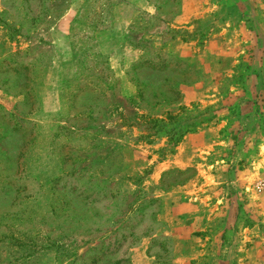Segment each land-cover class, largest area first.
I'll return each instance as SVG.
<instances>
[{
  "label": "rangeland",
  "instance_id": "rangeland-1",
  "mask_svg": "<svg viewBox=\"0 0 264 264\" xmlns=\"http://www.w3.org/2000/svg\"><path fill=\"white\" fill-rule=\"evenodd\" d=\"M165 55L197 79L141 101ZM3 112L0 264H264V0H0Z\"/></svg>",
  "mask_w": 264,
  "mask_h": 264
},
{
  "label": "trees",
  "instance_id": "trees-1",
  "mask_svg": "<svg viewBox=\"0 0 264 264\" xmlns=\"http://www.w3.org/2000/svg\"><path fill=\"white\" fill-rule=\"evenodd\" d=\"M177 61H179L178 57L165 55V58L158 57L157 61H152L150 59L140 60L132 66L133 69L137 70L136 76L132 79L135 81L138 87L137 95L141 101L150 103L152 100L151 104L153 105H156L161 101H167L170 103L177 102V99L180 97L177 84L183 82H194L197 79L198 73L194 66H187L188 68L182 69V60L181 62ZM140 71L144 72V74L140 73ZM171 76H175L176 78L169 80ZM152 77L157 78L152 79ZM179 109L180 114H167L166 117L169 119L168 122H166L164 119L152 120V128H154L155 134L160 135L163 133L168 136L170 141L176 142L183 134V131H186L188 128L195 127L202 123L201 119L199 121H193L198 115H201V113L190 117L186 114L188 113L189 109L183 106H181ZM183 113H185V115H183ZM6 116L8 117L6 118ZM14 117L15 115L9 112H3L1 116L3 120L0 123V134H2L0 135V161L11 162L12 165H16L17 167L21 168L24 166V156L26 155L25 152L28 147L29 139H27V131H24V128L26 127L22 126V120L18 121L15 117L17 122L13 126L9 125V120L14 119ZM205 119L209 120V118ZM13 135H16L15 143L17 146L14 147V149H11L12 151L3 150L2 144L5 143L2 142L3 139L11 136L13 137ZM15 150H17V154L14 156L12 152ZM9 153H11V155ZM3 155H6V157ZM6 176L3 177L4 180L7 178ZM3 178L1 177L0 183L4 182ZM11 183L14 185L17 184L15 181H11Z\"/></svg>",
  "mask_w": 264,
  "mask_h": 264
},
{
  "label": "crops",
  "instance_id": "crops-1",
  "mask_svg": "<svg viewBox=\"0 0 264 264\" xmlns=\"http://www.w3.org/2000/svg\"><path fill=\"white\" fill-rule=\"evenodd\" d=\"M189 203V202H188Z\"/></svg>",
  "mask_w": 264,
  "mask_h": 264
}]
</instances>
